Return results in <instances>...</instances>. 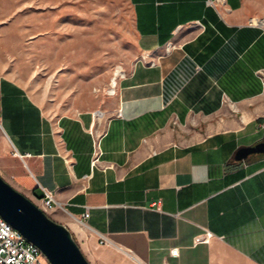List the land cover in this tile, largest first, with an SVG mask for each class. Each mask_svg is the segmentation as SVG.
Listing matches in <instances>:
<instances>
[{"label":"crops","instance_id":"1","mask_svg":"<svg viewBox=\"0 0 264 264\" xmlns=\"http://www.w3.org/2000/svg\"><path fill=\"white\" fill-rule=\"evenodd\" d=\"M126 2L140 54L103 114L54 116L0 75V131L27 169L6 180L38 204L50 188L47 213L91 264H264V153L235 159L264 139L263 0ZM91 128L103 154L86 186Z\"/></svg>","mask_w":264,"mask_h":264},{"label":"rangeland","instance_id":"2","mask_svg":"<svg viewBox=\"0 0 264 264\" xmlns=\"http://www.w3.org/2000/svg\"><path fill=\"white\" fill-rule=\"evenodd\" d=\"M139 54L126 0H0V75L21 80L54 116L109 109L120 76L112 77L119 67L117 75L128 71ZM11 147L1 130L5 179L12 178L9 171L27 170ZM72 234L80 243V234Z\"/></svg>","mask_w":264,"mask_h":264},{"label":"water","instance_id":"3","mask_svg":"<svg viewBox=\"0 0 264 264\" xmlns=\"http://www.w3.org/2000/svg\"><path fill=\"white\" fill-rule=\"evenodd\" d=\"M264 153V139L241 145L235 159ZM0 213L26 238L33 241L54 264H91L66 224L56 221L37 202L0 174Z\"/></svg>","mask_w":264,"mask_h":264},{"label":"built area","instance_id":"4","mask_svg":"<svg viewBox=\"0 0 264 264\" xmlns=\"http://www.w3.org/2000/svg\"><path fill=\"white\" fill-rule=\"evenodd\" d=\"M176 43L171 42L167 48H171L175 46ZM156 59H151L150 63L155 64ZM259 74L264 79V71L258 70ZM125 74V72L123 73ZM122 74V75H123ZM121 77V76H120ZM117 92V87L114 89V93ZM96 116L103 114V110L97 108L95 111ZM120 114V110L118 111ZM90 132L93 133V152L91 155V172L86 173L81 177L83 180V184L87 186L88 180L91 178L93 174V168L99 165V162L102 160L101 156L103 154V148L101 145L102 136L99 133L90 129ZM22 154H20L21 156ZM65 159L69 166L72 165L73 160L71 155L65 156ZM108 167L105 165L103 168ZM41 202L39 206L45 211L48 212L49 209L57 206V199L54 196V192L47 187L43 186V194L40 196ZM161 200H157L153 205L159 207ZM89 211L85 212V216H88ZM212 236V232L210 230H204V233L197 235L194 238V242H205L209 240ZM101 243L106 241V238L103 236L99 240ZM178 247H174L170 250L171 254H178ZM0 264H54L50 261L43 250L40 249L38 245H36L33 241L26 238L15 226L10 224L0 213Z\"/></svg>","mask_w":264,"mask_h":264},{"label":"bare ground","instance_id":"5","mask_svg":"<svg viewBox=\"0 0 264 264\" xmlns=\"http://www.w3.org/2000/svg\"><path fill=\"white\" fill-rule=\"evenodd\" d=\"M119 69H120V67L116 70V72H115V76H113L112 79H111L112 81H113V80H116V77H117V76H121V75H117ZM120 71L123 72L122 69H121ZM114 87H115V86H114ZM114 89H115V88H114ZM113 93H114V90H113Z\"/></svg>","mask_w":264,"mask_h":264}]
</instances>
